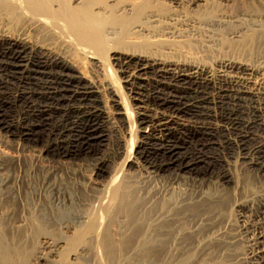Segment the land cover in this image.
<instances>
[{"label": "bare ground", "instance_id": "1", "mask_svg": "<svg viewBox=\"0 0 264 264\" xmlns=\"http://www.w3.org/2000/svg\"><path fill=\"white\" fill-rule=\"evenodd\" d=\"M201 1L0 0V131L28 142L43 133L44 158L93 161L106 180L61 179L43 207L28 204L19 224L1 215L0 264H28L41 234L47 264H190L206 248L202 209L220 202L212 182L229 184L237 166L264 175V67L230 57L208 65L182 53L212 41L197 35L198 24L219 6L202 9ZM238 21L231 39L247 34ZM263 27L253 39L264 41ZM104 80L121 105L116 113L131 128L135 114L140 125L136 155L120 157L129 169L140 164L142 180L92 151L108 136L101 125L113 120L102 116ZM117 81L130 93L120 95ZM159 176L189 180L193 189L156 188ZM253 238L250 262L264 264V229Z\"/></svg>", "mask_w": 264, "mask_h": 264}, {"label": "rangeland", "instance_id": "2", "mask_svg": "<svg viewBox=\"0 0 264 264\" xmlns=\"http://www.w3.org/2000/svg\"><path fill=\"white\" fill-rule=\"evenodd\" d=\"M214 2L215 5L219 6L218 11L214 17L208 18V21L198 24L199 32L197 34L199 37H204L207 40L209 38L212 41L206 42V47L202 49L203 52L200 51L195 54L192 52V54L191 51L184 48L182 53L188 56L189 59L206 61L208 65H212L215 59L217 60L219 57H230L246 63L259 64L260 62L264 67V41L260 40V42L259 39L252 38V35H255L254 33L261 30V21L264 26V0H202L200 7L205 9L208 5H214ZM178 9L179 12L182 8L179 7ZM195 10H198V6ZM233 20H239L238 22L240 25L242 24V27L246 26L245 31L247 29V34H244L243 38L235 37L236 39H231L233 36L229 34L231 33L230 30H237L232 26ZM262 29L264 30V27ZM79 61L76 60L77 63L73 62L75 67L80 75H84L85 78L89 79L91 73L84 62ZM104 82L105 80L99 82L101 88L99 100L101 105L105 107L102 116L106 119L110 117L113 120L106 121L101 125L108 136L102 142H95L92 151L99 156L109 157V163L112 167L114 166L112 163H115V161L121 163L122 165L117 164L115 169L117 167H120L119 169L123 171L128 169L129 173H132V179L138 181L141 177L142 179L144 177L140 164L138 167L134 165L129 169L127 163L125 164L122 160L124 156L122 158L120 156L125 152H129L132 158L136 155L141 139L140 125L135 114L132 117L134 127L131 128V123L126 122L125 116L116 113L121 110V105L116 106L113 104L104 87ZM118 84L121 89H119V94L121 93L120 95L124 96V93L128 92L124 89L126 84L122 81H119ZM134 103V101L128 99L127 102H123V105L132 111ZM116 118H118V121L124 120L123 123L112 124L114 119L117 120ZM0 133H2L0 134V216L3 214L11 216L10 220L16 225L19 224L22 213L28 212V204L43 207L44 194L50 195V184L53 182L58 183L61 179L66 180L78 176L79 179L90 182L92 185L106 183L105 179L97 178L93 161L67 158L63 162H54L44 158V155H41V149L44 145L42 144L44 143L43 133L40 134V138L37 137L29 142L20 139L17 135L7 134L5 131H0ZM198 141H201V139ZM231 171L232 181L229 184L221 182L218 184L215 181L210 185L212 191L219 192L220 202L202 209L203 230L204 236H206L204 248H206L202 253L191 254L190 264H199L200 259L203 264H251L249 251L252 247L253 237L259 230L264 229V175L239 166L232 167ZM179 181H172L168 176H159L154 178L151 184L153 183L152 186L159 189H168L170 192L175 191L173 193L175 195L179 192L190 193L192 191L193 186L189 180L182 179ZM45 185L46 187H44ZM194 217L197 218L198 216L194 215ZM43 235L41 234V237L35 240V244H38L35 245L34 250L35 252L40 251L42 257L34 260L35 252L33 255L30 253L29 256L31 255V257H29L28 264H47L45 259L50 255L47 253L48 249H44ZM67 235H71L70 232ZM31 247L32 242L29 244V250ZM36 247L41 249H36Z\"/></svg>", "mask_w": 264, "mask_h": 264}]
</instances>
